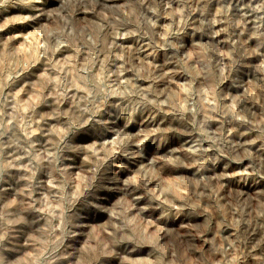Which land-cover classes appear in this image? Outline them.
I'll return each mask as SVG.
<instances>
[{
    "label": "rangeland",
    "instance_id": "rangeland-1",
    "mask_svg": "<svg viewBox=\"0 0 264 264\" xmlns=\"http://www.w3.org/2000/svg\"><path fill=\"white\" fill-rule=\"evenodd\" d=\"M0 264H264V0H0Z\"/></svg>",
    "mask_w": 264,
    "mask_h": 264
},
{
    "label": "bare ground",
    "instance_id": "bare-ground-1",
    "mask_svg": "<svg viewBox=\"0 0 264 264\" xmlns=\"http://www.w3.org/2000/svg\"><path fill=\"white\" fill-rule=\"evenodd\" d=\"M240 3H242V2H240ZM36 5H37V4H36ZM37 7H38V6H37ZM239 9H240V6H239ZM241 10L245 11V12H243V13L246 14V15H248V18L251 20V17H249V16H251L252 13H250V11H249L246 7H241Z\"/></svg>",
    "mask_w": 264,
    "mask_h": 264
}]
</instances>
